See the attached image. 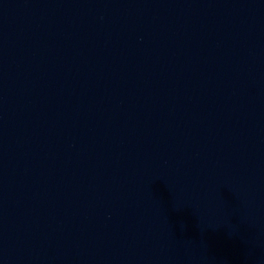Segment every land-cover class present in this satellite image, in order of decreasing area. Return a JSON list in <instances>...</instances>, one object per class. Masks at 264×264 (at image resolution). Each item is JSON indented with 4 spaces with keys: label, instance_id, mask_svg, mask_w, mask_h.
<instances>
[{
    "label": "water",
    "instance_id": "95a60500",
    "mask_svg": "<svg viewBox=\"0 0 264 264\" xmlns=\"http://www.w3.org/2000/svg\"><path fill=\"white\" fill-rule=\"evenodd\" d=\"M0 264H264V0H0Z\"/></svg>",
    "mask_w": 264,
    "mask_h": 264
}]
</instances>
